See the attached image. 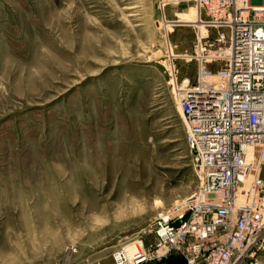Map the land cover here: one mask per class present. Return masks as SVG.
<instances>
[{
    "label": "rangeland",
    "instance_id": "obj_1",
    "mask_svg": "<svg viewBox=\"0 0 264 264\" xmlns=\"http://www.w3.org/2000/svg\"><path fill=\"white\" fill-rule=\"evenodd\" d=\"M197 17L186 0H0V264H114L196 190L169 67Z\"/></svg>",
    "mask_w": 264,
    "mask_h": 264
},
{
    "label": "built area",
    "instance_id": "obj_2",
    "mask_svg": "<svg viewBox=\"0 0 264 264\" xmlns=\"http://www.w3.org/2000/svg\"><path fill=\"white\" fill-rule=\"evenodd\" d=\"M186 1L198 12L196 47L171 53L169 70L198 186L123 242L114 264L181 253L189 264H257L264 250V0ZM178 57L197 63V82L179 77Z\"/></svg>",
    "mask_w": 264,
    "mask_h": 264
},
{
    "label": "water",
    "instance_id": "obj_3",
    "mask_svg": "<svg viewBox=\"0 0 264 264\" xmlns=\"http://www.w3.org/2000/svg\"><path fill=\"white\" fill-rule=\"evenodd\" d=\"M162 264H189V260L185 254L181 253L170 256Z\"/></svg>",
    "mask_w": 264,
    "mask_h": 264
},
{
    "label": "bare ground",
    "instance_id": "obj_4",
    "mask_svg": "<svg viewBox=\"0 0 264 264\" xmlns=\"http://www.w3.org/2000/svg\"><path fill=\"white\" fill-rule=\"evenodd\" d=\"M180 110V109H179Z\"/></svg>",
    "mask_w": 264,
    "mask_h": 264
}]
</instances>
